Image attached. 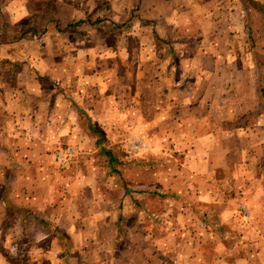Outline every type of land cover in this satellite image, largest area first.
Returning <instances> with one entry per match:
<instances>
[{
  "label": "rangeland",
  "instance_id": "1",
  "mask_svg": "<svg viewBox=\"0 0 264 264\" xmlns=\"http://www.w3.org/2000/svg\"><path fill=\"white\" fill-rule=\"evenodd\" d=\"M63 1L68 3L71 13H87L86 0ZM180 3L191 9L196 18L191 21L183 18L186 22L183 26L187 25L188 30L182 32L180 51L176 53L179 56L182 50L185 54L190 53L191 48L200 43L225 45V59L237 68L233 92L234 98H239L242 94L240 84L254 83L255 78L258 81L259 72L252 61L264 64V0ZM207 10L217 17L213 24L202 25L199 19ZM82 20V32L76 38L92 42L93 35L86 26L87 17L84 15ZM110 36L104 39L107 44L114 38ZM138 36H131L127 46L130 43L136 46L134 42L140 40ZM41 37L36 34L25 36L38 48L43 47ZM137 53L138 60L146 57L144 52ZM169 60L166 56V61ZM14 70L9 66L4 78L8 80ZM35 73H31L32 76L41 77L39 104L36 97L24 95H21V104H26L29 120L37 115L41 126L31 129L26 126L30 121L21 125V119L16 123L19 118L8 114L15 105L5 102V118L10 125L2 137L12 146L8 149L16 146L17 154L26 152L22 148L17 150L14 141L38 142L48 135L53 139V146L47 144V148H43L49 169L44 166V170L46 177H50L46 184L50 197L42 209L48 229L30 225L35 240L29 244V237L23 234L27 231L19 228L15 219V225L0 234V253L7 264H29V261L74 264L71 257L76 259L75 264H264V145L227 148V153L243 151L247 165L244 171L235 163V155L228 157L227 168L205 171L199 163L200 158L204 161L207 155L214 159L220 153L196 144L191 148H176L175 137L171 135L173 124H163L168 117L156 112L150 115L141 108L146 106V102L138 98L141 84H127L126 87L114 79L103 88H96L98 92L92 82L73 80L58 84L57 80L51 81ZM32 88L31 85L28 90ZM151 88H148L149 93H152ZM157 88H154L155 92ZM99 93L106 98L110 94L114 97H110L111 101L106 98L99 101ZM118 94L124 95L117 99L115 95ZM234 98L231 101H235ZM113 102L115 110L111 111L108 104ZM76 109L84 112L85 118L76 113ZM48 110L53 112L48 115ZM106 151L113 161H106ZM248 156H252L257 164L248 163ZM6 165L11 167L12 164ZM241 173L247 178L242 181L247 187L261 179L253 196H243L241 192L245 189L237 187L236 177ZM225 176L228 183L222 189L224 180L220 181ZM32 181L17 184L10 179L11 190L9 192L7 188L6 199L14 204L33 198L24 193H13L18 187L27 186L28 190L31 184L40 186ZM0 183L3 187L0 191L5 192L6 181ZM200 190L211 191V194H199ZM218 190L221 193H216ZM67 207L73 210L75 219L62 220L56 216L60 209L68 210ZM45 209L52 217L46 215ZM72 221L76 227L80 226V233L76 227L68 226ZM61 242L65 245L60 246ZM65 254L75 257L63 258Z\"/></svg>",
  "mask_w": 264,
  "mask_h": 264
},
{
  "label": "crops",
  "instance_id": "2",
  "mask_svg": "<svg viewBox=\"0 0 264 264\" xmlns=\"http://www.w3.org/2000/svg\"><path fill=\"white\" fill-rule=\"evenodd\" d=\"M86 1L88 10L82 14L79 11L71 13L68 3L63 0H0V182L3 181L4 184V180L6 181L5 192L0 191V234L3 231L6 233V229L15 225L16 219L19 228L27 231L23 234L29 237V244L35 240L30 225H40L41 229H48L42 209L47 206L50 197L46 185L50 177H46L44 170V166L47 168V159L43 155V148H47V144L53 146V139L48 135L38 142H27L23 139L14 141L17 142V150L22 148L26 152L17 154L14 151L16 146L8 149L11 145L4 141L2 135L8 131L10 125L5 118V102L15 105L8 114L19 118L16 123L21 119V125L30 119L26 104H21V95L26 98L36 97L39 104L38 82L41 77L32 76L31 73H39L38 75L51 81L57 80L58 84L73 80L81 83L92 82L96 84V91L112 83L114 79L126 84V87L127 84H141L138 98L146 102V106L141 108H145L150 115L156 112L168 117L163 124H173L171 135L175 137L173 142L176 148H191L196 144L220 153L217 154L218 158L217 155H212L214 159H209L206 155L204 161L201 158L200 162L196 160L204 166L205 171L227 168L230 155L236 156L235 163L244 171L247 165L244 163L246 160L243 159V151L227 153V148H259L264 145V64L252 61L253 67L259 72L258 81L255 78L254 83L248 81V85L239 83L242 94L239 98H234L233 86H236L234 76L237 68L234 63L225 59V45L200 43L193 46L194 49L192 51V47L190 53L185 54L182 50L179 56L176 51H180V36L184 30H188L187 25L183 26V23H186L183 18H190V21L196 18L191 9L182 6L180 2L190 0ZM82 15L87 17L86 26H89L93 35L92 42L89 43L85 42V39L76 38L80 31L82 32ZM216 17L217 14L207 10L199 20L202 25L209 24L214 22ZM117 31L120 32L115 35ZM30 34L42 35V48L36 47L31 39L25 38ZM136 34H139L140 39L134 42L136 46L131 43L127 46V41ZM110 35L114 38L111 39V44H107L104 39ZM140 51L146 54V57H142L143 60H138L137 52ZM166 56L171 60L166 61ZM32 58L37 60L34 62ZM9 66H13L15 70L6 80L4 72ZM23 74L27 76L23 78ZM31 85L33 88L28 90ZM150 87L152 93L148 91ZM155 87H158L156 92ZM122 95L124 94L115 95V98L121 99ZM97 97L99 101L106 98L101 94ZM110 97L106 99L111 101L114 95ZM232 98L235 101H231ZM114 104L115 102L108 104L111 111L115 110ZM52 112L53 110H48L47 114ZM76 113L85 118V113L79 109H76ZM41 114L40 112L39 115ZM35 117L27 122V127L38 129L41 126L42 122L37 120L39 117ZM110 159L113 161L111 154ZM248 160V163L257 164L252 156H248ZM7 163H11V167H7ZM7 168L10 170L7 171ZM243 175L244 173H241L236 177L237 187L245 189L241 192L243 196H253L260 187L261 179L256 180L254 185L248 184L247 187L242 183L243 179H247ZM10 179L17 184L33 179L32 182L40 186L33 187L31 184L28 190L27 186L15 188L14 195L24 193L33 198L13 204L6 199L7 188L9 192L11 190ZM216 181L218 182L217 179ZM226 181L225 176L220 181L223 182L220 188H226ZM0 189L3 187L0 186ZM218 192L219 190L216 193ZM199 194L207 196L211 191L206 193L200 190ZM221 197L223 198V194ZM33 201L37 203L33 204ZM67 209H60L56 216L62 220L75 219L73 210L69 207ZM45 212L48 217H52L50 211L45 209ZM72 223L68 226L74 229L76 223ZM77 227L80 233V226ZM64 245L65 242H61L60 246ZM71 255L65 254L63 258H70ZM71 258L75 264L76 259ZM28 263L35 264L32 261ZM0 264H7L1 253Z\"/></svg>",
  "mask_w": 264,
  "mask_h": 264
},
{
  "label": "trees",
  "instance_id": "3",
  "mask_svg": "<svg viewBox=\"0 0 264 264\" xmlns=\"http://www.w3.org/2000/svg\"><path fill=\"white\" fill-rule=\"evenodd\" d=\"M104 154H105V157H106V161L107 162H110L111 161V159H110V154H109V152H104Z\"/></svg>",
  "mask_w": 264,
  "mask_h": 264
}]
</instances>
